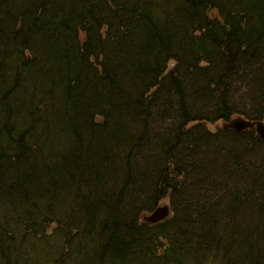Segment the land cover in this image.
<instances>
[{"label": "trees", "instance_id": "trees-1", "mask_svg": "<svg viewBox=\"0 0 264 264\" xmlns=\"http://www.w3.org/2000/svg\"><path fill=\"white\" fill-rule=\"evenodd\" d=\"M235 114L264 0H0V264H264V141L208 129Z\"/></svg>", "mask_w": 264, "mask_h": 264}, {"label": "water", "instance_id": "water-1", "mask_svg": "<svg viewBox=\"0 0 264 264\" xmlns=\"http://www.w3.org/2000/svg\"><path fill=\"white\" fill-rule=\"evenodd\" d=\"M173 68V65H170L169 70ZM221 130H231L233 132H245L246 130H254L256 135L261 140H264V117L261 120L252 121L249 119H245L240 115L235 114V116L229 118L228 120H224L220 125ZM171 213L170 207L167 203H163L149 214L143 215L142 221L145 222L146 225L151 226L155 223H159L167 218Z\"/></svg>", "mask_w": 264, "mask_h": 264}, {"label": "rangeland", "instance_id": "rangeland-1", "mask_svg": "<svg viewBox=\"0 0 264 264\" xmlns=\"http://www.w3.org/2000/svg\"><path fill=\"white\" fill-rule=\"evenodd\" d=\"M219 125H220V122H218V123H215V124H211L210 126H209V129L210 130H214V128L216 127V126H218L219 127ZM167 199H163V201H166ZM15 234L14 233H12L10 236H14Z\"/></svg>", "mask_w": 264, "mask_h": 264}, {"label": "bare ground", "instance_id": "bare-ground-1", "mask_svg": "<svg viewBox=\"0 0 264 264\" xmlns=\"http://www.w3.org/2000/svg\"><path fill=\"white\" fill-rule=\"evenodd\" d=\"M241 116V115H240ZM243 117V116H242Z\"/></svg>", "mask_w": 264, "mask_h": 264}]
</instances>
